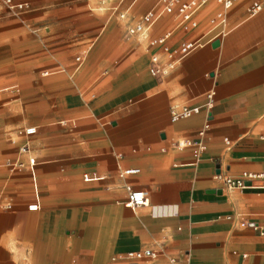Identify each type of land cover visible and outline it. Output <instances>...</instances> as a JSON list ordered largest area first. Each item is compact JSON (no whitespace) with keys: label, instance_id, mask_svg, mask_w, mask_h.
Instances as JSON below:
<instances>
[{"label":"crops","instance_id":"0c3cea01","mask_svg":"<svg viewBox=\"0 0 264 264\" xmlns=\"http://www.w3.org/2000/svg\"><path fill=\"white\" fill-rule=\"evenodd\" d=\"M24 1L0 16V264H130L149 246L135 264H264V177L221 178L264 171V0L256 13L207 0L189 29L173 9L143 34L129 25L161 0ZM168 31L199 45L157 77L151 56L166 55L150 39ZM173 104L200 109L173 121ZM207 121L199 155L173 145ZM26 125L36 163L11 166L29 157ZM129 184L146 204L129 206Z\"/></svg>","mask_w":264,"mask_h":264},{"label":"built area","instance_id":"2783aa9c","mask_svg":"<svg viewBox=\"0 0 264 264\" xmlns=\"http://www.w3.org/2000/svg\"><path fill=\"white\" fill-rule=\"evenodd\" d=\"M207 0H161L162 6L159 9H149L142 17L134 24L129 25L128 29L131 33H140L143 34L145 31L149 30L153 23L160 18L165 12L174 11L176 9L181 17L180 23L182 27L189 29L192 26H196L197 19H194V14L197 8L202 5ZM223 3V8L231 7V4L234 0H219ZM31 8L29 1L24 0H0V16L3 15L4 11H8L11 14L19 15L22 12ZM262 8V3L260 0H253L249 6L248 11L251 13H256ZM121 16H125L124 13ZM220 21L226 23L227 16L224 9L217 12L215 16L211 19V22ZM172 32L168 31L161 36H155L150 39V43L153 45H162V50L165 53L166 57L163 59V56L160 52H155L151 56L150 60V71L154 76L162 77V75L167 74L172 67L176 64L177 60L183 55L188 54L193 49L198 46L199 41L196 40H183L179 42L178 45L173 46L168 42ZM214 91L210 90L207 92V97L209 100L207 102L208 115L211 116V107L214 105L213 99ZM200 105L191 106L188 104H173L170 107V116L173 121L181 119V117H187L192 113L198 112ZM209 127V121H207L198 131L197 137H175L173 145L175 147H190L192 150L199 155L204 146L206 130ZM37 132L36 125H26L19 130V137H23V142L20 145V151L25 152L29 155L28 159H22L18 161H13L8 159L7 163L11 166H23L26 164L34 165L36 163L37 157L32 154L31 140L32 135ZM14 141H17V138H13ZM227 142H230L229 138H226ZM140 171V168L133 167L127 169L125 172H136ZM90 172L84 174L85 179H90L96 176ZM264 177V171H243L239 174H222L221 178L223 181V186L227 188H243L248 186L256 178ZM128 190L127 203L129 206L139 207L147 203L148 193L145 189L135 188L132 185L126 186ZM38 203H30V208H36ZM249 224L253 227H259L257 221H250ZM159 250L155 247L149 246L148 248L142 249H132L131 251L125 253L122 257L127 259L130 264H135L137 261L143 257L156 256Z\"/></svg>","mask_w":264,"mask_h":264},{"label":"water","instance_id":"95a60500","mask_svg":"<svg viewBox=\"0 0 264 264\" xmlns=\"http://www.w3.org/2000/svg\"><path fill=\"white\" fill-rule=\"evenodd\" d=\"M219 42H220V39L219 38H216V39H214L213 44L218 45Z\"/></svg>","mask_w":264,"mask_h":264}]
</instances>
